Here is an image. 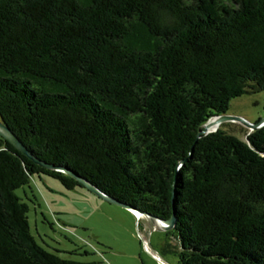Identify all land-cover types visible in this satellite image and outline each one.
<instances>
[{
  "label": "trees",
  "instance_id": "obj_1",
  "mask_svg": "<svg viewBox=\"0 0 264 264\" xmlns=\"http://www.w3.org/2000/svg\"><path fill=\"white\" fill-rule=\"evenodd\" d=\"M264 91V0H0V121L36 159L177 224V264H264V127L198 135ZM47 170L0 137V264L41 247L17 195ZM27 196V195H26Z\"/></svg>",
  "mask_w": 264,
  "mask_h": 264
},
{
  "label": "rangeland",
  "instance_id": "obj_2",
  "mask_svg": "<svg viewBox=\"0 0 264 264\" xmlns=\"http://www.w3.org/2000/svg\"><path fill=\"white\" fill-rule=\"evenodd\" d=\"M227 115L252 125L260 123L264 120V91L234 99ZM220 128L241 140L253 132L230 121ZM17 195L30 206V228L38 244L64 260L82 264H177L172 250H164L166 244L178 245L168 232L147 225L142 216L137 220L132 212L86 189L67 191L59 181L42 176L33 178L30 188L19 189Z\"/></svg>",
  "mask_w": 264,
  "mask_h": 264
},
{
  "label": "water",
  "instance_id": "obj_3",
  "mask_svg": "<svg viewBox=\"0 0 264 264\" xmlns=\"http://www.w3.org/2000/svg\"><path fill=\"white\" fill-rule=\"evenodd\" d=\"M217 121V122H216ZM234 122V123H239L242 126L252 129L253 131H256L262 127H264V120L261 121L260 123L256 124V125H252L250 123H248L246 120H244L243 118L240 117H234V116H230L227 114L221 115V116H217L213 119H211L207 124L204 125V127L202 128V130L200 131L198 138H200L201 136H206L208 134L217 132L218 129L214 130V131H210V125L211 123L216 122L217 124L221 125L224 122ZM0 137H2L3 139H5L6 141H8L12 146H14L17 150L21 151L22 153L28 155L36 164H38L39 166L47 169V170H53V171H63L60 168H56L52 165L46 164L36 158H34L25 148V146L22 144V142L16 137V135L8 128L6 127L1 121H0ZM65 172V174L69 175L70 177H72L73 179H75L77 182H79L81 184V186H83L84 189L88 190L89 192L95 194L97 197L111 203L114 204L118 207H121L123 209H126L130 212L133 213V215L136 217L137 220H139V218L142 216L145 218V220L151 224V225H156L158 228V231H164V232H170L173 231L176 227L177 224V217L175 214V211L173 212L172 217L169 220H162L158 217L152 216L150 214L147 213H143L139 210H136L134 208H132L129 205H125V204H121L119 202H117L116 200H114L113 198H110L109 196H107L106 194L102 193L100 190H98L96 187H94L93 185H91L86 179L81 178L80 176H78L75 173H70L68 171H63ZM151 231H153L151 229Z\"/></svg>",
  "mask_w": 264,
  "mask_h": 264
},
{
  "label": "bare ground",
  "instance_id": "obj_4",
  "mask_svg": "<svg viewBox=\"0 0 264 264\" xmlns=\"http://www.w3.org/2000/svg\"><path fill=\"white\" fill-rule=\"evenodd\" d=\"M216 122H217V121H216ZM216 122L211 123L210 128H209L210 131H214V130H216V129L219 128L220 125L217 124Z\"/></svg>",
  "mask_w": 264,
  "mask_h": 264
},
{
  "label": "crops",
  "instance_id": "obj_5",
  "mask_svg": "<svg viewBox=\"0 0 264 264\" xmlns=\"http://www.w3.org/2000/svg\"><path fill=\"white\" fill-rule=\"evenodd\" d=\"M81 190H84V189H81ZM147 223V225H150L148 222H146ZM151 226V225H150Z\"/></svg>",
  "mask_w": 264,
  "mask_h": 264
}]
</instances>
